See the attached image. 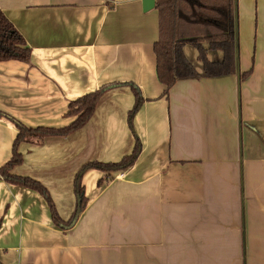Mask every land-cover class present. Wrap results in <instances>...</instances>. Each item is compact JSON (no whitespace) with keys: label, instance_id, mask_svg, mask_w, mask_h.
I'll list each match as a JSON object with an SVG mask.
<instances>
[{"label":"crops","instance_id":"obj_1","mask_svg":"<svg viewBox=\"0 0 264 264\" xmlns=\"http://www.w3.org/2000/svg\"><path fill=\"white\" fill-rule=\"evenodd\" d=\"M0 11L32 52L0 63V169L16 123L66 128L75 100L108 89L76 132L18 148L12 174L48 190L61 225L44 196L0 176L1 264H264V0H238L241 84L205 77L187 45L200 77L168 95L160 14L143 0H0ZM137 144L127 170L106 167ZM77 178L87 207L66 227Z\"/></svg>","mask_w":264,"mask_h":264},{"label":"trees","instance_id":"obj_2","mask_svg":"<svg viewBox=\"0 0 264 264\" xmlns=\"http://www.w3.org/2000/svg\"><path fill=\"white\" fill-rule=\"evenodd\" d=\"M156 9L160 14V38L155 44L157 57V77L164 84L165 95L180 80H194L200 75L185 53V46L189 45L198 50V60L204 66V75L207 78L228 77L238 73V0H157ZM207 45L208 48L204 47ZM220 52L222 60L210 61L208 54ZM32 52L27 47L23 36L14 28L8 18L0 11V63L8 60L28 62ZM249 75V73H248ZM242 76L239 81L242 83ZM108 89H102L85 95L70 105L68 116L75 117V122L59 130L38 128L30 129L16 123L19 135L13 145L12 159L0 169V176L7 182L37 191L46 198L53 210V219L58 225L59 221L55 205L50 194L44 186L31 178L19 177L12 174V170L23 163V156L18 148L22 143L37 141L41 143L48 136H66L82 128L92 117L99 100ZM137 104L133 113L141 103L138 91L133 88ZM0 113V117H3ZM137 144L134 153L118 164L106 167L115 170H127L136 160L139 152ZM104 167L92 164L89 167ZM114 171V170H113ZM111 179L102 180L100 184H107ZM76 194L78 208L74 219L66 227L71 226L79 213L87 207L85 190L77 178Z\"/></svg>","mask_w":264,"mask_h":264},{"label":"water","instance_id":"obj_3","mask_svg":"<svg viewBox=\"0 0 264 264\" xmlns=\"http://www.w3.org/2000/svg\"><path fill=\"white\" fill-rule=\"evenodd\" d=\"M156 7V0H143V9L144 11H150ZM238 55H239V49H238ZM238 77H240V72H239V66H238ZM240 83V81H239ZM76 221V219H75ZM73 221L74 223H76ZM1 264V263H0Z\"/></svg>","mask_w":264,"mask_h":264},{"label":"rangeland","instance_id":"obj_4","mask_svg":"<svg viewBox=\"0 0 264 264\" xmlns=\"http://www.w3.org/2000/svg\"><path fill=\"white\" fill-rule=\"evenodd\" d=\"M187 48H192L191 46H187ZM195 49V48H194ZM192 50H193V48H192ZM211 54H221L220 52H213V51H211ZM200 62H198L197 63V61L195 62H193V65L195 64V65H198V67H199V65H201V63L199 64ZM197 69V68H196Z\"/></svg>","mask_w":264,"mask_h":264}]
</instances>
